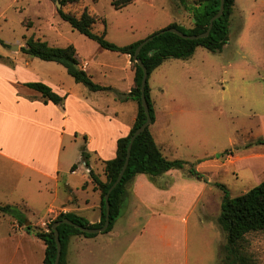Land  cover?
<instances>
[{
	"label": "crops",
	"instance_id": "obj_1",
	"mask_svg": "<svg viewBox=\"0 0 264 264\" xmlns=\"http://www.w3.org/2000/svg\"><path fill=\"white\" fill-rule=\"evenodd\" d=\"M262 13V1L235 0L230 37L242 36L240 34L243 33L245 39L256 16L261 21ZM241 48H244L243 44ZM77 52L80 67L96 84L111 87L120 93L131 92L135 71L130 68L132 61L129 55L124 56L123 67H115L98 64L92 58L83 57L78 49ZM31 68V60L25 63L23 60L16 61L12 67L5 63L0 66V205L20 211L17 219L12 218V213L0 212V264H44L47 245L34 230H28L31 226L33 229H45L60 214L67 213L85 218L90 225L101 222V191L93 183L90 173L93 171L102 183L107 182L106 162L116 158L118 141L130 134L138 114V105L133 100L121 102L113 92L81 90L79 85L82 84L75 80L73 83L64 78L56 83L39 77ZM122 71H130L128 80L116 74ZM150 79L156 112L151 132L163 154L170 159L164 153V148L170 152L168 140L162 135L165 131L158 124L164 107L157 91L158 85L150 83ZM122 81L124 86L120 85ZM242 81L245 82L244 76ZM36 82L49 85L62 96L63 105L45 103L42 94L26 86ZM263 82L252 84L248 81V90L264 98ZM243 83L240 84V93H243ZM255 95L250 97V101L258 106ZM112 97L122 104H136L129 122L121 120L125 110L110 106ZM261 104L264 105V99ZM85 138L87 150L95 152V156L89 155V165L83 162L80 151L75 150ZM257 138L264 142V131ZM240 152L232 150L226 156L227 162L231 163L228 167L243 163L244 167L254 165L257 168L253 169L264 171L260 164L257 166V161L262 160L264 155L246 152L245 156H241ZM213 164L219 165V162ZM74 166L77 168L73 170ZM219 167L213 169L218 171ZM173 171L158 180L160 186L146 175H138L128 186L121 215L113 230L91 238L73 236L67 250L68 264H111L115 254V264H127V256L132 258L138 254L141 257L154 256L156 264H190L188 219L179 218L176 211L164 212L161 209L170 205L174 210L178 207L174 196L166 199L177 186ZM180 172L184 180H191ZM186 188L182 186L179 189ZM201 194L198 190L189 201L187 210L192 212ZM199 221L205 225V219L200 218ZM136 229L138 233L124 248L128 230Z\"/></svg>",
	"mask_w": 264,
	"mask_h": 264
},
{
	"label": "rangeland",
	"instance_id": "obj_2",
	"mask_svg": "<svg viewBox=\"0 0 264 264\" xmlns=\"http://www.w3.org/2000/svg\"><path fill=\"white\" fill-rule=\"evenodd\" d=\"M113 1L79 0L63 9L77 17L85 9L89 10L97 17L94 31L101 34L107 30V40L118 46L142 41L173 23L187 29L194 26L193 15L174 0H135L121 10L115 8ZM258 1L264 4V0ZM59 9L57 2L51 0H0V66L5 63L12 67L16 61L25 63L31 60V71L39 77L56 83L65 78L74 83L64 66L22 53L21 49L32 36L55 47L74 45L83 57L92 58L98 64L124 66L125 55L102 49L98 43L74 30L61 18ZM240 35H232L231 44L228 42L222 53L199 48L190 60L168 59L150 79V83L158 85L164 107L158 120L165 131L162 135L169 143L170 152L164 148V153L171 160L189 162L208 178V182L203 183L186 181L180 171H173L177 186L166 199L174 196L178 207L175 210L171 205L161 208L164 212L176 211L179 218L188 219L190 264H225L221 250L227 241L219 225L224 197L226 193L232 198L239 197L264 181V171L253 169L256 166L246 164L248 166L244 167L242 163L228 167L231 164L227 162L228 155L225 159L221 157L226 150L241 151V156L246 152L264 155V142L257 138L264 131V105L261 104L264 98L248 90V81L252 84L264 81V16L261 21L256 16L245 39L243 33ZM130 68L134 71L133 64ZM116 74L128 80L131 73L122 71ZM120 83L124 86L123 81ZM242 83L244 89L240 93ZM79 87L88 90L84 85ZM254 95L258 106L250 101ZM113 97L110 106L125 110L121 120L129 122L136 104H122ZM87 149L85 138L75 150L81 155L86 150L91 157L95 156V152ZM216 162L221 167L213 164ZM257 162V166L260 164L264 168V158ZM182 186L187 190L179 189ZM198 190L202 194L190 212L187 210L189 201ZM19 212L14 208L12 218L17 219ZM200 218L205 219V225L200 223ZM138 231L128 230L129 235L123 244L129 243ZM246 247L256 264H264V231L248 234ZM115 255L111 264H115ZM126 260L127 264H156L152 255L127 256Z\"/></svg>",
	"mask_w": 264,
	"mask_h": 264
},
{
	"label": "trees",
	"instance_id": "obj_3",
	"mask_svg": "<svg viewBox=\"0 0 264 264\" xmlns=\"http://www.w3.org/2000/svg\"><path fill=\"white\" fill-rule=\"evenodd\" d=\"M51 1L55 3L59 1V3L62 5V8L59 9L61 18L69 23L74 30L78 31L90 40L98 43L102 49L123 55H129L131 57L133 69L135 71L134 85L131 92L128 94L120 93L111 87H103L99 84H96L92 77L80 67L78 52L74 45H69L65 48L55 47L46 41L36 39L34 36H32L28 38L25 47L21 49L22 53L45 62H53L64 66L67 69L68 74L76 81V83L84 85L92 92H114L117 96V99L121 102H126L128 100L135 101L138 105V114L130 134L118 141L116 158L106 162L107 182L102 183L93 171L90 173L93 183L101 191V222L99 224L90 225L85 218L80 217L75 213H67L60 214L56 220L50 222L45 229L40 227L33 229L32 226L28 228L29 231L34 230L36 236L43 240L47 245L46 259L44 264H55L56 262L57 243L55 232L53 230V225L56 222L68 219L73 223L85 228L90 227L97 229L104 226L107 213L106 195L113 184L117 181L119 174L122 171V168L126 162L128 148L133 135L147 121V115L142 105L141 92L144 71L136 63L134 58L136 51L143 40L128 46H118L107 40V30L101 34H98L94 31V27L97 23V17L91 14L89 10L85 9L80 17L64 11L63 8L68 4L76 3L79 0ZM134 1L135 0H114L113 5L117 10H121L133 4ZM174 1H176L185 10L189 11L193 15L194 26L187 29L176 23H173L163 30L175 28L189 36L205 33L209 28L211 19L218 14L221 7V0ZM234 8L235 0H225L224 13L218 20L214 22L211 34L207 38L199 40H186L176 34L166 31L164 34L155 37L153 41L145 45L138 58L141 59L146 66L149 73V79L151 74L161 67L166 60H189L195 55L196 50L200 47L205 48L212 53H221L230 40V24ZM161 31H158L153 35H156ZM3 45L6 44L3 43ZM149 79L146 86V98L149 104L153 125L156 121V112L151 95ZM26 86L42 94L45 103L51 102L55 105H63L64 103V98L53 91L49 85L43 82L29 83L26 84ZM231 153L232 150H226L221 157L224 158L226 155ZM89 157L90 156L87 151L84 150L82 152V158L86 165H89ZM76 168L77 166H74L73 170ZM173 170L182 171L185 176L191 180L208 182V178L199 172L195 166H192L189 162L184 160L168 159L155 141L151 132V126H149L146 131L143 132L134 142L130 163L124 178L118 187L111 193V224L105 233H109L113 230L117 219L121 215L128 186L138 175H146L158 186V180ZM13 211L14 208L11 206L0 205V212L2 213L11 214ZM22 225H24V223H22ZM219 225L223 229L227 241L221 250L224 263L256 264L253 257L247 251L246 243L248 234L264 231V181L245 194L236 198H232L229 193H226L223 200ZM58 231L60 233L62 243V257L60 264H68L67 250L70 239L73 236H84L91 238L98 235L84 233L68 224L60 225L58 227Z\"/></svg>",
	"mask_w": 264,
	"mask_h": 264
},
{
	"label": "water",
	"instance_id": "obj_4",
	"mask_svg": "<svg viewBox=\"0 0 264 264\" xmlns=\"http://www.w3.org/2000/svg\"><path fill=\"white\" fill-rule=\"evenodd\" d=\"M57 4H58L59 8L61 9L62 5L59 3V1L57 2ZM224 9H225V0H221V7H220V10H219L218 14L211 19V22H210L208 30L205 33H203V34L189 36V35H186L185 33L181 32V31H179L178 29L171 28V29L163 30V31H161L160 33H158L156 35L149 36L148 38L144 39L143 42L141 43V45L138 47L134 58H135L136 63L144 71V77H143V80H142L141 92H142V105H143L145 113L147 115V121L133 135V137L131 139V142H130V145H129V148H128V154H127L126 162H125V164H124V166L122 168V171L120 172L117 181L113 184V186L110 188L108 194L106 195L107 213H106V221H105L104 226L102 228H97V229L90 228V227H86L85 228V227H81V226L73 223L72 221H70L68 219H65V220L60 221V222H56L53 225V230L55 232L56 243H57V258H56L55 264H60V260H61V257H62V243H61L60 233L58 231V227L60 225L68 224V225L73 226V227L81 230L82 232L88 233V234H102V233L107 232V230L109 229L110 224H111V204H110L111 193L118 187V185L122 182V180L124 178V175H125L126 170H127L128 166H129V163H130V159H131V155H132V148H133L134 142L153 123L152 118H151L149 104H148L147 98H146V86H147L148 79H149V73H148V70H147L146 66L144 65L143 61L138 58V56L141 53L142 49L149 42L153 41L155 39V37H157V36H159L161 34H164L166 31L170 32V33H173V34H176L179 37H181L183 39H186V40H199V39L207 38L211 34V31H212L213 26H214V22L216 20H218L223 15Z\"/></svg>",
	"mask_w": 264,
	"mask_h": 264
}]
</instances>
